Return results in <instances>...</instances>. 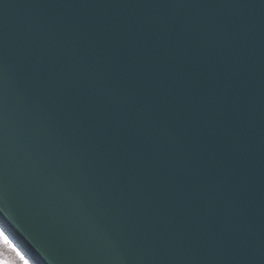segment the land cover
<instances>
[{"label": "water", "instance_id": "95a60500", "mask_svg": "<svg viewBox=\"0 0 264 264\" xmlns=\"http://www.w3.org/2000/svg\"><path fill=\"white\" fill-rule=\"evenodd\" d=\"M0 221L34 264H264V0H0Z\"/></svg>", "mask_w": 264, "mask_h": 264}, {"label": "rangeland", "instance_id": "374dc122", "mask_svg": "<svg viewBox=\"0 0 264 264\" xmlns=\"http://www.w3.org/2000/svg\"><path fill=\"white\" fill-rule=\"evenodd\" d=\"M0 233H2V232L0 231ZM16 251H18V250L16 249ZM18 252L21 254L20 251H18ZM5 259H7L9 261V264H20L19 257L16 255V252L12 251L11 249L7 248L6 246H3L2 242H0V264H4ZM24 259H26V258L24 257ZM28 264H30V263L28 262Z\"/></svg>", "mask_w": 264, "mask_h": 264}, {"label": "snow or ice", "instance_id": "6c2138e0", "mask_svg": "<svg viewBox=\"0 0 264 264\" xmlns=\"http://www.w3.org/2000/svg\"><path fill=\"white\" fill-rule=\"evenodd\" d=\"M0 242H2L3 246H6L7 248L16 252V255L19 257L20 264H28V261L24 259V257L18 251H16L14 246L11 244L8 238L3 235V233H0ZM4 264H9V261L5 259Z\"/></svg>", "mask_w": 264, "mask_h": 264}]
</instances>
